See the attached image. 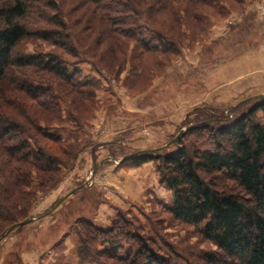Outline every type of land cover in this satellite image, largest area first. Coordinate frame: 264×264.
<instances>
[{"label": "rangeland", "instance_id": "obj_1", "mask_svg": "<svg viewBox=\"0 0 264 264\" xmlns=\"http://www.w3.org/2000/svg\"><path fill=\"white\" fill-rule=\"evenodd\" d=\"M6 1L0 0V4ZM241 1L47 0L55 3V8L51 5L46 8L41 1H29L23 24L30 32L56 30L48 19L60 18L67 24L70 38L77 41L81 54L87 57H81L79 60H83L77 64V58L33 35L23 40L16 51L21 55L62 56L70 71L74 68L81 71V80L85 77L100 80V89L93 98L85 92L65 96L67 105L62 107V117L65 119L68 109L80 122L78 142L84 147L73 170L63 173L55 188L38 195L30 210L31 222L19 232L9 230L0 240V264H18L16 252L23 264H77L71 253L78 238L68 235L74 231V223L87 217L97 226L108 228L117 214L130 220L132 227L142 228L158 260L162 258L167 264H210L206 255L211 254L215 264H225L219 262L222 257L216 247L201 238L194 227L166 214L164 203L169 201L165 202L163 191L162 197L157 195L162 202L147 194V188L156 183L152 178L145 180L147 172L149 177L147 166L141 168L139 175L138 167L128 169L120 162L128 155H151L163 147H171L186 130L183 121L194 108L209 107L228 114L229 107L244 99L227 102L230 94H224L225 89L212 91L213 87L209 89V97L202 100L200 96L205 90V75H212L234 56L245 54L264 41V0ZM40 12L47 17H40ZM130 17L162 34L171 48L167 52H144L133 37L123 35L131 26ZM93 63L101 74L94 71ZM20 72L19 79L25 72L30 75L27 70ZM26 104L30 113L37 110L31 102ZM178 106L187 107L180 117L173 114ZM249 106L240 111L245 112ZM6 111L18 115L16 111ZM125 113H134L135 118L129 115L127 119ZM38 115L41 114L34 117L40 122ZM257 118L264 122L261 112ZM49 123L55 129L53 132H60L65 140L72 141L70 128L75 123L65 125L55 119ZM41 125L45 122L41 121ZM113 142L119 144L112 146ZM112 152L117 158L111 157ZM107 159L113 163H105ZM100 162L104 163L103 167L93 172ZM124 165L126 179L108 170H118ZM126 185L129 188L125 192ZM118 192L122 194L118 196ZM145 262V259L137 260L135 264ZM102 263L120 264L105 258L83 262Z\"/></svg>", "mask_w": 264, "mask_h": 264}, {"label": "trees", "instance_id": "obj_2", "mask_svg": "<svg viewBox=\"0 0 264 264\" xmlns=\"http://www.w3.org/2000/svg\"><path fill=\"white\" fill-rule=\"evenodd\" d=\"M29 1L8 0L0 4V240L9 230L19 232L29 224L30 210L38 195L55 188L63 173L75 167L84 146L78 142L80 122L68 109L65 119L62 117V107L67 105L65 96L85 92L93 98L100 89V80H81V71H70L62 56L21 55L16 51L23 40L33 35L72 58L87 57L81 54L77 41L75 44L70 38L67 24L60 18H47L56 30L30 32L23 24ZM34 1L55 8V3L47 0ZM44 15L39 14L42 18ZM129 20L131 26L123 35L133 37L144 52H167L171 48L162 34L138 24L139 19ZM148 32L150 36L145 35ZM91 66L101 74L94 63ZM24 70L30 75L25 72L19 79ZM26 102L37 110L31 114ZM247 105L245 112L240 111ZM260 112L264 117V98L238 103L229 107L228 114L209 107L194 108L183 121L186 130L171 147L151 155H128L120 162L132 167L152 162L160 186L170 193L169 203L164 204L166 214L194 227L201 238L216 247L222 257L219 262L225 264H264V122L257 118ZM37 113L44 126L34 117ZM52 119L65 125L75 123L70 128L72 141L53 132L49 123ZM116 144L119 142L112 146ZM111 157L117 158L113 152ZM111 223L102 228L87 217L74 223V231L68 235L78 238L71 253L77 264L102 258L120 264L144 259L146 264H161L163 259L154 257L153 246L142 234V228L132 227L131 221L119 214ZM14 257L23 264L17 252ZM206 260L210 264L216 262L211 254L206 255Z\"/></svg>", "mask_w": 264, "mask_h": 264}, {"label": "crops", "instance_id": "obj_3", "mask_svg": "<svg viewBox=\"0 0 264 264\" xmlns=\"http://www.w3.org/2000/svg\"><path fill=\"white\" fill-rule=\"evenodd\" d=\"M203 84L205 86V90L203 91L202 94L200 93L202 100L206 99L207 97H209L211 95L209 93V89H211L212 87H213L211 89L212 91L213 90L219 91V90L225 89L224 94L226 92L230 94L227 102L233 101L234 99L239 98V97H242V99L244 98V100H246L245 98H249V97L251 98L254 96L264 95V41L257 44V46H255L254 48L248 50L245 54H241L239 56L238 55L234 56V58H232L231 60L226 62L223 66L219 67V69L215 73H212V75H211V73L205 75V77H203ZM244 100H241V102H239V104L242 103V101H244ZM190 106L191 105H189V107ZM232 107H230V108H232ZM186 108H187L186 106H178L174 110L173 114H175L176 117H180V115H182L184 109H186ZM141 113L146 114L144 112H141ZM129 115H130V117L135 116L134 113H125V116L127 117V119L129 117ZM110 161H105V163L110 162ZM102 162H100L96 165V166L99 165L98 169L101 166L103 167L104 163H102ZM126 165H127L128 169L133 168L132 166L129 165V163ZM126 165H124L123 167L121 166V168L118 170H115L116 168L108 169V170H111V172L116 171V176H119L118 178L123 177L124 179H126V175H127L126 174V170H127ZM143 166H147L148 170H149V177H148V172H147V174L144 176L145 180H148L147 178H152L153 181L156 182L155 185H152L154 187L147 188V194H149L150 196L155 195L156 200L158 202L159 201L162 202L161 201L162 199H159L157 197V195L160 196L161 193L162 194L165 193L164 198L167 199L165 201V202H167L169 200V195H167L169 193V191L167 193L166 190L160 186L158 173L155 170L154 164L152 162H149V163H145V164L139 166L138 168H136L138 170L139 175L142 172L141 168ZM94 169H95V167H94ZM94 169L92 170L93 172H94ZM136 181L138 182L137 179H136ZM130 183H131V181L129 182V184ZM134 183L135 182L133 181V184ZM127 188H129V187L127 186L125 188V192H126ZM139 188H140V190H142L141 187H139ZM158 193H160V194H158ZM114 194H116V193H114ZM119 194L120 193L118 192V194H117L118 196H120L122 193L120 195ZM160 197H162V196H160ZM104 198H105V196H104ZM108 199H109V197H108ZM122 202L125 203V201L123 199H122L121 203ZM103 207L106 208L107 206L103 205Z\"/></svg>", "mask_w": 264, "mask_h": 264}, {"label": "water", "instance_id": "obj_4", "mask_svg": "<svg viewBox=\"0 0 264 264\" xmlns=\"http://www.w3.org/2000/svg\"><path fill=\"white\" fill-rule=\"evenodd\" d=\"M262 98H264V95H259V96L251 97L250 99H262ZM250 99H246V100L242 101V103H243V102H246L247 100H250ZM174 143H176V140L174 141ZM110 160H111V159H107L106 161H110ZM98 167H99V165L95 167L94 171L97 170ZM59 202H62V201H59ZM58 205H59V203L55 205V208H56ZM28 222L30 223L31 221H28ZM7 234H8V233H7Z\"/></svg>", "mask_w": 264, "mask_h": 264}]
</instances>
